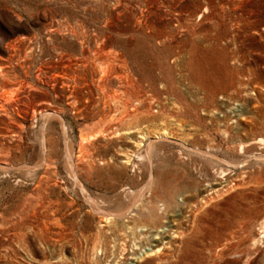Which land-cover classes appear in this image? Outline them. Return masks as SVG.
<instances>
[{
    "label": "rangeland",
    "instance_id": "374dc122",
    "mask_svg": "<svg viewBox=\"0 0 264 264\" xmlns=\"http://www.w3.org/2000/svg\"><path fill=\"white\" fill-rule=\"evenodd\" d=\"M151 172L185 233L142 261L94 203ZM263 221L264 0H0V264H264Z\"/></svg>",
    "mask_w": 264,
    "mask_h": 264
},
{
    "label": "bare ground",
    "instance_id": "6f19581e",
    "mask_svg": "<svg viewBox=\"0 0 264 264\" xmlns=\"http://www.w3.org/2000/svg\"><path fill=\"white\" fill-rule=\"evenodd\" d=\"M46 116L56 117L57 115L47 113ZM169 134L170 132L166 129L164 131L157 132L154 136L156 140H151L149 142L145 157H147L151 163L153 162L152 159L154 156V145L156 141L163 137H169ZM150 138L151 136L148 132L141 134L139 136V141L137 142L138 149L141 150L145 145V140ZM204 153L206 154V152ZM131 161L132 154H130L124 162L130 164ZM72 170L73 176L77 179L76 168L73 167ZM181 184V181L172 183L167 181L158 186L156 175L151 172L149 180L138 190L136 195L133 197L132 202L126 208L113 212L102 208L97 202L94 203L96 209L101 215L100 226H110V229L112 230H120V235L125 248L128 242H131L133 250H143V248L146 247L144 253L137 256L138 260H140L141 257L150 258L153 255L164 257L168 251H170V247H172L175 243L177 244L179 239L182 238L185 233L182 230V223L175 218L177 215H175L173 220H171L173 224H169L170 221L168 220V218L171 217L170 203L174 201ZM222 188H225V185ZM219 189L220 188L216 189V191ZM161 192L164 194H160ZM186 199H189V197H186ZM205 203L207 202L205 201ZM178 205L180 206V204ZM157 206L163 208V213L166 214L164 221L159 220L157 214L155 213ZM120 225L122 226V229L119 228ZM168 237L170 240L165 242ZM141 260L143 261V258Z\"/></svg>",
    "mask_w": 264,
    "mask_h": 264
}]
</instances>
